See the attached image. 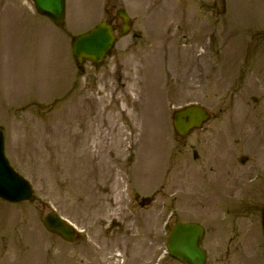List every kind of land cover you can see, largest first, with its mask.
<instances>
[{
	"label": "rangeland",
	"instance_id": "rangeland-1",
	"mask_svg": "<svg viewBox=\"0 0 264 264\" xmlns=\"http://www.w3.org/2000/svg\"><path fill=\"white\" fill-rule=\"evenodd\" d=\"M101 1L66 0L60 27L26 0H0V127L7 158L35 196L31 203L0 199V264H44L50 237L41 220L50 210L78 228L111 212L110 193L97 187L177 189L196 215L221 198L220 220L210 216L203 241L208 264H264V0H192L176 21L190 20L199 2L209 17L195 27H148L135 17L101 66L78 68L70 44L97 25ZM157 1L164 7L170 0ZM109 5L112 13L125 7ZM126 6L137 14L136 4ZM190 103L211 119L178 140L171 115ZM208 184L222 187L215 199V187L192 189ZM226 186L241 199H228ZM120 241L147 247L137 238Z\"/></svg>",
	"mask_w": 264,
	"mask_h": 264
},
{
	"label": "flooded vegetation",
	"instance_id": "flooded-vegetation-1",
	"mask_svg": "<svg viewBox=\"0 0 264 264\" xmlns=\"http://www.w3.org/2000/svg\"><path fill=\"white\" fill-rule=\"evenodd\" d=\"M126 3H128L126 1ZM132 4L133 1H131ZM127 11V7L125 5ZM137 12L140 11L138 8H134ZM107 21L113 27L115 33L123 28V23L119 18L106 10ZM128 13L131 15L130 11ZM144 21V20H143ZM134 19L131 21L130 27H127V32L124 36L131 33L132 26L134 25ZM178 139V138H177ZM178 139V140H185ZM199 141V140H194ZM193 157H195V153ZM212 169H210L211 171ZM213 177L212 182L213 183ZM215 187L218 189L216 194L211 196L216 198L222 187L219 185H207L205 187L200 186L192 189H211ZM228 187V186H226ZM188 188H190L188 186ZM96 189H105L107 191L108 202L105 203V207H109L111 212L105 216L103 213L97 214L96 221L93 222L89 227L84 228L87 230V235L79 234L72 242L65 241L60 237L52 234H47L50 240H46V247L43 250V263L49 264H157L156 261L162 252H158L157 249L161 250V244L163 240L168 237V230L171 226L177 223H197L203 228V237L201 242L206 238V232L208 230L207 225L210 223V216H213L214 220H220L221 214V198H216V206H212L211 212L206 210L202 213V210L196 215L192 209L189 208L191 202L186 199L185 202L181 200L179 190L175 189L168 194L162 193L161 189H152L151 191L141 194L129 187L120 192H112L107 189L111 187H97ZM228 189H230L228 187ZM104 190V191H105ZM235 189H230L228 193V199L235 196V193H239V189L234 192ZM116 194V195H114ZM118 194V195H117ZM226 195V193L224 194ZM194 195H187V197ZM127 197V199H126ZM117 201H116V200ZM225 201V198L223 199ZM104 204V202H101ZM219 204V205H218ZM199 207L206 209L205 205L201 203ZM117 210L115 212L114 210ZM240 210L239 216H241ZM264 208L262 209L261 215L263 217ZM231 211L223 208L222 219H227L226 216ZM247 212V211H246ZM247 213H245L246 215ZM231 215V213L229 214ZM209 217L207 222L205 218ZM189 217V219H188ZM188 219V220H187ZM213 221V219H212ZM164 224V233L161 231V226ZM168 226V229H167ZM96 229V234L90 232ZM117 232V233H115ZM119 233V234H118ZM164 236L165 238H162ZM239 234L237 235V237ZM129 238H137L143 241H147V247L144 243L131 242L125 245L121 244L123 241ZM55 239V242L53 241ZM104 238V240H103ZM234 238L231 239L233 241ZM45 241V240H43ZM56 243L59 250L55 246L50 245ZM230 245L232 243L230 242ZM53 248V249H52ZM64 248V249H62ZM149 249L147 258H143V251ZM56 250V253H54ZM54 254L55 256H53ZM145 256V255H144ZM184 264L177 258L168 256V259L163 260L160 264Z\"/></svg>",
	"mask_w": 264,
	"mask_h": 264
},
{
	"label": "water",
	"instance_id": "water-1",
	"mask_svg": "<svg viewBox=\"0 0 264 264\" xmlns=\"http://www.w3.org/2000/svg\"><path fill=\"white\" fill-rule=\"evenodd\" d=\"M37 12L62 24L65 15V0H32ZM113 35L110 28L102 23L91 32L79 36L73 45V54L78 62L87 59L95 63L102 61L111 48ZM208 118L205 110L196 105L186 106L173 115V126L179 136L186 135ZM0 198L9 202L32 200L27 181L18 176L9 166L3 153V138L0 132ZM43 225L51 232L65 239L73 236V231L54 214L47 215ZM264 232V224H263ZM200 227L178 225L170 235L168 249L177 251L187 264H204V253L199 248Z\"/></svg>",
	"mask_w": 264,
	"mask_h": 264
}]
</instances>
